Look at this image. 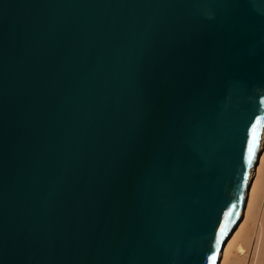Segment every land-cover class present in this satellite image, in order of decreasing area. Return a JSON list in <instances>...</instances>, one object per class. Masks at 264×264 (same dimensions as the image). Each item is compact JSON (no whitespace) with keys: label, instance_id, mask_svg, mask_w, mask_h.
Masks as SVG:
<instances>
[{"label":"water","instance_id":"95a60500","mask_svg":"<svg viewBox=\"0 0 264 264\" xmlns=\"http://www.w3.org/2000/svg\"><path fill=\"white\" fill-rule=\"evenodd\" d=\"M264 125V0H0V264H215Z\"/></svg>","mask_w":264,"mask_h":264},{"label":"bare ground","instance_id":"6f19581e","mask_svg":"<svg viewBox=\"0 0 264 264\" xmlns=\"http://www.w3.org/2000/svg\"><path fill=\"white\" fill-rule=\"evenodd\" d=\"M215 264H264V125L240 215L228 231Z\"/></svg>","mask_w":264,"mask_h":264}]
</instances>
